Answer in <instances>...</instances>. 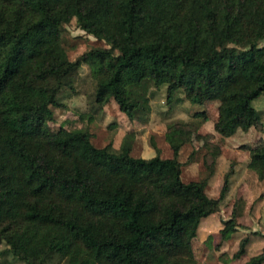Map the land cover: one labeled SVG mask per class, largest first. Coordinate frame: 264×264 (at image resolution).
Returning a JSON list of instances; mask_svg holds the SVG:
<instances>
[{
	"label": "trees",
	"instance_id": "obj_1",
	"mask_svg": "<svg viewBox=\"0 0 264 264\" xmlns=\"http://www.w3.org/2000/svg\"><path fill=\"white\" fill-rule=\"evenodd\" d=\"M74 22L101 42L72 61L62 35ZM83 65H92L94 103L113 101L142 121L143 89L166 86L193 106L218 102L221 139L262 127L253 102L264 96V0H0V259L12 264H197L200 224L219 213L229 190L207 194L221 145L170 125L172 152L150 159L131 148H97L87 129L47 123L63 106ZM71 89V88H70ZM193 138L189 162L203 152L204 176L181 180L179 155ZM249 171L264 181V144L243 146ZM238 200L220 231L238 227ZM240 241L234 260L246 254ZM245 264H264V248Z\"/></svg>",
	"mask_w": 264,
	"mask_h": 264
},
{
	"label": "rangeland",
	"instance_id": "obj_2",
	"mask_svg": "<svg viewBox=\"0 0 264 264\" xmlns=\"http://www.w3.org/2000/svg\"><path fill=\"white\" fill-rule=\"evenodd\" d=\"M62 42L68 49L69 58L74 61L82 54L94 48H103L101 42L85 35L72 22L62 35ZM92 65H83L71 78L70 88H63L57 99L63 106L55 110L54 120L47 125L53 130L87 129L92 134V143L97 148L112 144L114 149L121 146L131 148L134 157L150 159L159 150L163 159L171 158L172 152L165 140L168 126L176 125L186 130L193 129V114L204 110L208 121L193 134L210 137L223 148L222 157L216 167L213 178L209 181L207 194L218 197L223 186L224 177L229 174V190L221 202L219 213L205 219L197 232L196 253L197 264H245L264 248V181L260 182L256 175L249 171L248 154L243 146L257 147L264 144V96L253 102L259 112L262 127L251 129L248 133H239L229 139H221L213 130L217 117L218 102H206L203 106L190 105L178 92L171 103L167 101L166 86L159 89L151 84L143 89L142 106L145 114L142 121H129L118 106L110 101L99 108L94 103L92 81ZM202 145V141L193 138L181 148L179 162L181 180L184 183L200 180L205 173L203 152L197 160L189 162L193 148ZM238 227L227 241H223L220 231L223 222L232 216L235 203ZM248 239L246 254L238 260L233 256L238 251L241 240ZM4 249L0 246V251ZM0 264H12L9 259H0Z\"/></svg>",
	"mask_w": 264,
	"mask_h": 264
}]
</instances>
